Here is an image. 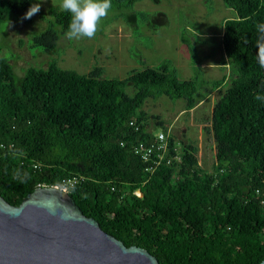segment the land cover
I'll return each mask as SVG.
<instances>
[{
    "label": "trees",
    "instance_id": "1",
    "mask_svg": "<svg viewBox=\"0 0 264 264\" xmlns=\"http://www.w3.org/2000/svg\"><path fill=\"white\" fill-rule=\"evenodd\" d=\"M137 1L111 0L110 11H131ZM223 2L236 13L225 22L223 45L243 82L230 88L213 111L209 132L216 143V172L201 168L195 142L178 143L171 132H165L167 160L153 173L134 153L139 142L155 140L156 133L142 122L145 112L140 109L147 98L185 99L188 110L197 104L199 77L182 81L171 60L134 70L125 82L109 78L101 68L82 75L53 62L47 69L30 67L3 84L11 66L0 59V194L19 206L40 184L56 185L79 175L83 181L70 194L84 213L127 246L147 249L161 264H260L264 245L252 246V241L264 231V102L254 97L264 95V68L256 48L264 0ZM33 3L0 0V38L1 25L14 16L22 20ZM50 12L54 23L34 38L47 52L56 49L71 19L59 7ZM136 18L131 16L133 22ZM22 21L32 22V17ZM191 52L197 63V49L191 47ZM213 84L218 89L222 81ZM129 85L138 90L135 97L126 92ZM175 167L192 177L172 185ZM120 197L128 207L111 219L110 204L118 205ZM130 205L151 212L140 218ZM160 223L176 228L180 241L165 236ZM182 232L187 241H181ZM204 235L249 243L243 253L221 241L209 249L197 242Z\"/></svg>",
    "mask_w": 264,
    "mask_h": 264
},
{
    "label": "rangeland",
    "instance_id": "2",
    "mask_svg": "<svg viewBox=\"0 0 264 264\" xmlns=\"http://www.w3.org/2000/svg\"><path fill=\"white\" fill-rule=\"evenodd\" d=\"M60 2L42 0L40 11L32 16V22L26 23L14 16L1 25L0 59L11 66L2 83H9L12 76L22 77L30 67L47 69L53 62L82 75L101 68L109 78L125 82L132 71H141L146 66L158 67L169 59L178 69L182 81L199 77V90L194 95L197 104L188 110L185 99L173 101L168 95L158 99L149 97L140 109L145 112L142 122L156 134L171 132L178 143L195 142L201 168L209 174L216 172V143L209 132L213 111L230 88L243 82L223 45L225 22L236 17L235 11L227 8L223 0H139L131 11H109L94 39L68 40L63 33L56 49L47 52L35 44L34 38L54 23L50 9L58 8ZM131 16L137 17L134 22ZM191 47L197 49V63ZM215 81H222L220 88L214 89ZM126 92L135 97L138 90L129 85ZM171 173L172 185L184 183L189 177L182 174L179 167L173 168ZM71 177L83 181L79 175ZM135 194L142 197L139 192ZM104 201L107 203L109 197ZM110 206L112 211L108 216L111 219L115 218L116 211L128 207L121 197L118 205L111 203ZM129 208L140 218L151 212L147 206L130 205ZM130 217L134 219L131 214ZM159 225L166 227L162 230L165 236L180 241L177 236L181 234L176 228ZM137 232L134 230L133 234ZM181 239L187 241L184 232ZM220 241L229 243L234 252L242 253L249 243L242 238L226 239L218 235H204L202 241L197 240L200 247L209 249L216 248ZM254 245H264V231L252 241Z\"/></svg>",
    "mask_w": 264,
    "mask_h": 264
},
{
    "label": "water",
    "instance_id": "3",
    "mask_svg": "<svg viewBox=\"0 0 264 264\" xmlns=\"http://www.w3.org/2000/svg\"><path fill=\"white\" fill-rule=\"evenodd\" d=\"M0 264H161L88 217L72 195L41 186L19 206L0 194ZM264 264V260L260 263Z\"/></svg>",
    "mask_w": 264,
    "mask_h": 264
},
{
    "label": "clouds",
    "instance_id": "4",
    "mask_svg": "<svg viewBox=\"0 0 264 264\" xmlns=\"http://www.w3.org/2000/svg\"><path fill=\"white\" fill-rule=\"evenodd\" d=\"M42 0L33 3L27 10L24 19L31 17L40 11ZM59 7L70 14V23L65 37L68 40L94 39L99 31L100 24L107 17L112 8L111 0H61ZM258 38L256 42L257 61L264 68V23L257 25ZM254 99L264 102V95L256 94ZM14 178H19V173Z\"/></svg>",
    "mask_w": 264,
    "mask_h": 264
},
{
    "label": "built area",
    "instance_id": "5",
    "mask_svg": "<svg viewBox=\"0 0 264 264\" xmlns=\"http://www.w3.org/2000/svg\"><path fill=\"white\" fill-rule=\"evenodd\" d=\"M131 126L136 127V130H139V124L136 122H131ZM169 135L165 132H161L155 135V140L152 142H139L134 146V153L139 156L146 164L147 171L153 173L160 165L167 160V153H168V142ZM171 161L169 160V163ZM83 179V177H80ZM80 179L77 177H68L64 178L56 185H42L41 186H51L61 189L70 193L76 186L79 184Z\"/></svg>",
    "mask_w": 264,
    "mask_h": 264
}]
</instances>
